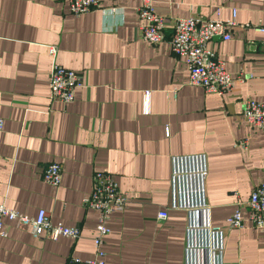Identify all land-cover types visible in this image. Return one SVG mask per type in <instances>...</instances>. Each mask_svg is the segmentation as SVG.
Instances as JSON below:
<instances>
[{
	"label": "crops",
	"instance_id": "crops-1",
	"mask_svg": "<svg viewBox=\"0 0 264 264\" xmlns=\"http://www.w3.org/2000/svg\"><path fill=\"white\" fill-rule=\"evenodd\" d=\"M141 3L100 0L76 15L67 0H0V202L29 215L45 208L54 222L82 230L79 239H51L4 217L0 264L94 256L99 212L83 198L96 170L112 173L128 195L109 220L106 264H185L191 208L174 203L203 200L224 232L223 264H264V231L248 206L264 181V130L242 114L248 98L264 101V31L255 26L264 25V0H153L172 18L230 19L236 9L239 23H253L208 41L236 77L223 94L189 82L186 57L170 46L171 26L159 43L141 38ZM54 59L86 75L69 103L51 98ZM52 161L63 167L58 186L43 179ZM200 164L203 177L186 173ZM238 209L243 226L231 227Z\"/></svg>",
	"mask_w": 264,
	"mask_h": 264
},
{
	"label": "built area",
	"instance_id": "built-area-1",
	"mask_svg": "<svg viewBox=\"0 0 264 264\" xmlns=\"http://www.w3.org/2000/svg\"><path fill=\"white\" fill-rule=\"evenodd\" d=\"M67 2L70 10L76 15L86 13L100 5V0H67ZM138 14L142 20L140 36L145 41L159 43L166 38V28L168 26L173 28L169 39L170 46L176 54L186 57L190 70V83L219 94L231 89L236 77L226 69L225 60L217 57L216 53L208 47V41L215 37L230 39L233 35L231 28L237 24L245 27L253 26L250 22L239 23L236 18V9H233V16L230 19L200 14L172 18L159 14L154 9L153 0H142L138 6ZM255 26L260 31H264V25L255 24ZM249 42L253 43V41ZM51 53L56 56L55 45L51 47ZM86 82L85 73L67 67L56 59L53 60L50 73L52 99L69 103L75 99L76 89L84 86ZM242 114L250 125L264 130V101L248 98ZM1 159L0 154V161ZM186 173L199 174L203 177L206 174V168L200 164L196 165V168L187 170ZM173 175L177 177L179 172L176 170ZM43 179L52 185H60L63 179L62 164L58 161L50 162L43 171ZM92 181V190L83 198V202L99 212L93 234L95 255L89 258L73 255L69 257L67 264H106L104 243L111 230L109 224L111 214L128 201V195L120 189L117 180L109 171L96 170L92 175ZM194 190L201 192L202 188ZM174 206L191 208L192 216L187 225L185 264H223L224 232L220 226L211 223L208 204L203 200L196 205L174 203ZM248 206L249 218L255 227L264 231V181L253 189ZM158 216L166 219L168 210H160ZM4 217L18 221L35 236H46L51 239H57L60 236L79 239L82 236L80 227L67 225L61 221L54 222L45 208H40L36 214L29 215L0 202V235L4 233L1 229ZM243 223L244 217L239 209L229 217L231 227H241ZM199 233L204 236L199 237Z\"/></svg>",
	"mask_w": 264,
	"mask_h": 264
}]
</instances>
